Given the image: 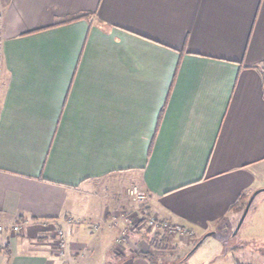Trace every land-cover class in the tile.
<instances>
[{
    "label": "crops",
    "instance_id": "crops-1",
    "mask_svg": "<svg viewBox=\"0 0 264 264\" xmlns=\"http://www.w3.org/2000/svg\"><path fill=\"white\" fill-rule=\"evenodd\" d=\"M263 177L264 0H0V264H175Z\"/></svg>",
    "mask_w": 264,
    "mask_h": 264
},
{
    "label": "rangeland",
    "instance_id": "rangeland-1",
    "mask_svg": "<svg viewBox=\"0 0 264 264\" xmlns=\"http://www.w3.org/2000/svg\"><path fill=\"white\" fill-rule=\"evenodd\" d=\"M121 184L123 185L122 182ZM256 185L257 189L255 191L264 189V177L257 179ZM118 195H120L122 202H126L124 191H120ZM243 207L244 205L239 203L238 208L241 212L237 215V220L232 224H227V221L220 224L213 231L214 235L204 241L188 257V253L195 246L193 240L190 242L192 247L188 249L187 253L183 251V245L179 243L178 239L172 240L170 247L172 246L175 251H179L175 264H244L245 261H251L253 264H264V192L258 194L252 201L247 216L237 233L234 234L237 222L244 210ZM19 232L20 230L17 233ZM58 233L57 230L56 237ZM183 253L185 254L183 255ZM184 256H186V259L182 262L179 261ZM169 257H171V254L167 253L163 254L160 260L156 257H154V260L155 262L159 260L162 263L169 264Z\"/></svg>",
    "mask_w": 264,
    "mask_h": 264
},
{
    "label": "built area",
    "instance_id": "built-area-1",
    "mask_svg": "<svg viewBox=\"0 0 264 264\" xmlns=\"http://www.w3.org/2000/svg\"><path fill=\"white\" fill-rule=\"evenodd\" d=\"M130 197L132 198V201L135 205H142L144 204L145 200H146V195L144 192L139 191L138 189H132L130 191ZM147 226L149 227H153L154 226V221L153 220H148L147 221ZM162 226L164 227V225L162 224ZM167 228V230H169L170 233H176L180 231V228L177 227H172L169 225H165ZM5 230L4 227L0 226V233L3 232ZM8 230L10 231L11 234H15L20 230V226L19 225H14L12 227H9ZM92 230L95 231L97 230V227H92ZM59 234V233H58ZM62 245V244H60Z\"/></svg>",
    "mask_w": 264,
    "mask_h": 264
},
{
    "label": "water",
    "instance_id": "water-1",
    "mask_svg": "<svg viewBox=\"0 0 264 264\" xmlns=\"http://www.w3.org/2000/svg\"><path fill=\"white\" fill-rule=\"evenodd\" d=\"M262 192H264V189L257 190V191H255V192L249 197V199H248V201H247V203H246V205H245V207H244V210H243V212H242V214H241V217L239 218V220H238V222H237V225H236V228H235L234 234L237 233V231H238L239 228L241 227V225H242V223H243V221H244V219H245V217H246V215H247V212H248V210H249V208H250V205H251L253 199L255 198L256 195H258V194H260V193H262ZM212 234H213V232H209V233H206L205 235H203L202 238L199 239V240L195 243V246L191 249V251L188 253L187 256H189L192 252H194V251L198 248V246L204 241V239H206L207 237L211 236Z\"/></svg>",
    "mask_w": 264,
    "mask_h": 264
},
{
    "label": "trees",
    "instance_id": "trees-1",
    "mask_svg": "<svg viewBox=\"0 0 264 264\" xmlns=\"http://www.w3.org/2000/svg\"><path fill=\"white\" fill-rule=\"evenodd\" d=\"M239 203L240 204H242V205H244V207H245V205H246V203H247V201H246V199L245 198H242V196L239 198ZM243 207V208H244ZM145 226H147L146 224H145ZM158 226V225H157ZM156 226V227H157ZM169 237V236H168ZM168 241V238H165L163 241L161 240V243H160V248H156L155 247V245L152 243V245L151 244H149V250H155V251H158V250H166L167 249V247L169 246L168 245V243L169 242H167ZM196 243V242H195ZM151 254L152 253H137L135 256H139V257H142V258H145L148 262H149V264H155V260H154V255L153 256H151ZM186 259V256H184L181 260H179V261H184ZM178 261V262H179Z\"/></svg>",
    "mask_w": 264,
    "mask_h": 264
}]
</instances>
